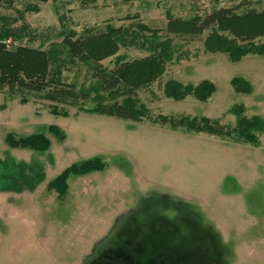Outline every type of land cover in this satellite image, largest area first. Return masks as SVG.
<instances>
[{"label": "rangeland", "instance_id": "1", "mask_svg": "<svg viewBox=\"0 0 264 264\" xmlns=\"http://www.w3.org/2000/svg\"><path fill=\"white\" fill-rule=\"evenodd\" d=\"M31 1L40 10L25 13L30 34L3 42L11 38L12 47L37 46L46 40L48 46L62 40L64 28L82 33L144 22L160 31L161 40L171 36L179 58L167 61L159 80L137 91L152 114L207 116L233 124L236 116L228 110L241 102L248 115L264 117V55L231 61L225 53L205 52L202 38L166 31L168 11L187 18L232 0ZM24 2L4 5L1 12L15 16ZM118 53L130 59L149 54L138 47H121ZM102 63L114 67L115 57ZM62 69V79L75 83L71 88L92 81L87 64L67 62ZM237 75L252 82L251 93L234 90L231 78ZM170 77L194 83L211 79L217 89L206 101L175 100L163 96L162 84ZM3 91L0 264H90L94 247L106 240L116 249L103 257L110 264L148 263L150 254H160L166 264H264V132L257 144L236 142L148 120L83 112L73 103L59 104L69 111L64 116L50 112L46 102L42 107L38 98L23 105L18 95ZM48 124L61 126L65 138ZM9 132L17 137L43 132L51 145L46 150L12 147L6 141ZM93 157L105 167L71 174L63 196L48 187L67 166ZM157 238L161 249L153 251L150 244ZM128 252L141 262H130Z\"/></svg>", "mask_w": 264, "mask_h": 264}, {"label": "trees", "instance_id": "2", "mask_svg": "<svg viewBox=\"0 0 264 264\" xmlns=\"http://www.w3.org/2000/svg\"><path fill=\"white\" fill-rule=\"evenodd\" d=\"M15 1L18 0H0V89L18 95L22 103L30 101L31 97H40L48 99L50 112L58 115L69 116V111L59 104L73 103L83 112L136 121L148 120L171 128L183 127L188 131L218 135L236 142H259L260 134L264 132V117L248 115L244 103H234L228 112L236 116L235 122L223 124L207 116L154 115L141 101L137 91L159 80L166 70V62L176 59L178 48L173 47L171 36L167 35L161 40L158 29L137 21L129 25H108L103 30L92 31L89 28L82 33L64 28L59 32L63 36L60 42L45 46L46 40H42L37 46L24 43L8 49L3 39L12 37L21 40L26 37L30 26L25 13L40 10L38 2L24 0L23 8H17V15L1 12L2 6L12 7ZM232 1L231 5L218 6L204 15L195 13L187 18L175 17L168 11L166 31L177 37L202 38L205 52L225 53L231 61H240L249 54L264 55V6H258L264 0ZM121 47H138L149 54L130 59L125 53H118ZM111 56L115 57V66H104L102 61ZM76 61L88 65L92 78L89 83L77 85V90L71 88L74 82L67 83L62 79V67L67 62ZM231 85L239 93H251L254 88L252 82L242 75L232 77ZM216 89L211 79L194 83L170 77L162 84L163 96L175 100L191 96L206 101ZM49 129L59 139L65 138L60 126L51 124ZM6 141L12 147L37 150H46L51 145L50 138L43 132L19 137L9 132ZM104 167L105 163L100 157L73 163L51 179L48 187L63 196L69 187L67 179L71 174H84Z\"/></svg>", "mask_w": 264, "mask_h": 264}, {"label": "flooded vegetation", "instance_id": "3", "mask_svg": "<svg viewBox=\"0 0 264 264\" xmlns=\"http://www.w3.org/2000/svg\"><path fill=\"white\" fill-rule=\"evenodd\" d=\"M105 243H107V244H105ZM161 244H162V241L160 242H158V238L157 239H155V241H152L151 242V244H150V247H152L153 248V251L156 249V251H157V249H161ZM100 248V249H99ZM99 249V251L96 253V251ZM110 250H112V251H116V249H115V246H114V244H112L111 242H110V240H106V242H103L102 244L100 243V244H98L97 245V249L95 250V251H93V253H92V256H94L92 259H91V261H89L90 262V264H94L95 262H96V264H110V262H111V260L109 261V259H104L103 257H104V255L105 254H107L108 252L107 251H110ZM151 252V251H150ZM127 258H128V260L130 261V262H132V263H135L136 261L139 263V262H141L140 260H137L136 259V256L134 257V256H132L131 254H130V252H128L126 255H125ZM135 262H134V261ZM146 262H147V259H146ZM143 263V264H166V263H168L167 261H165L164 259H163V257H160V254L159 255H156V256H154V255H148V263ZM86 263V262H85ZM89 264V263H88ZM139 264H142V263H139Z\"/></svg>", "mask_w": 264, "mask_h": 264}, {"label": "crops", "instance_id": "4", "mask_svg": "<svg viewBox=\"0 0 264 264\" xmlns=\"http://www.w3.org/2000/svg\"><path fill=\"white\" fill-rule=\"evenodd\" d=\"M247 56V55H246ZM248 79V78H247ZM3 92H5L6 94H9V95H11V93H9L7 90H5L4 89V91ZM12 96H15V95H12ZM31 98H33V99H39L41 102H42V104H41V106L43 107L44 106V103L46 102V106L48 107V104L50 103V101L48 100V99H45V98H40V97H31ZM31 100V99H30ZM20 101V100H19ZM21 102V101H20ZM30 101H28V102H25V103H22L23 105H26L27 103H29ZM49 109V108H48ZM43 110V109H42ZM50 111V110H49ZM36 112H37V114L39 113V111H38V109L36 110ZM48 112V111H47ZM48 125H50V124H48ZM55 125H57V124H55ZM59 126V125H58ZM61 127V126H60ZM30 134V133H29ZM98 245V244H97ZM97 245H96V247H94V249H93V251H95L96 249H97ZM93 251L91 252V254L93 253Z\"/></svg>", "mask_w": 264, "mask_h": 264}, {"label": "built area", "instance_id": "5", "mask_svg": "<svg viewBox=\"0 0 264 264\" xmlns=\"http://www.w3.org/2000/svg\"><path fill=\"white\" fill-rule=\"evenodd\" d=\"M12 41L13 40L11 38L4 41L6 48H8V49L12 48V46H11Z\"/></svg>", "mask_w": 264, "mask_h": 264}]
</instances>
